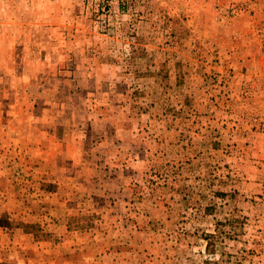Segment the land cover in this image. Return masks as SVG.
Segmentation results:
<instances>
[{"label":"rangeland","instance_id":"374dc122","mask_svg":"<svg viewBox=\"0 0 264 264\" xmlns=\"http://www.w3.org/2000/svg\"><path fill=\"white\" fill-rule=\"evenodd\" d=\"M0 264H264V0H0Z\"/></svg>","mask_w":264,"mask_h":264}]
</instances>
